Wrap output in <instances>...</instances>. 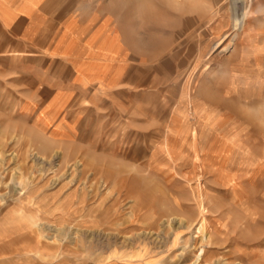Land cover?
Returning a JSON list of instances; mask_svg holds the SVG:
<instances>
[{
  "label": "rangeland",
  "instance_id": "rangeland-1",
  "mask_svg": "<svg viewBox=\"0 0 264 264\" xmlns=\"http://www.w3.org/2000/svg\"><path fill=\"white\" fill-rule=\"evenodd\" d=\"M75 18L83 40L105 26L113 86L53 109L70 67L0 55V264H264V0H75Z\"/></svg>",
  "mask_w": 264,
  "mask_h": 264
},
{
  "label": "crops",
  "instance_id": "crops-1",
  "mask_svg": "<svg viewBox=\"0 0 264 264\" xmlns=\"http://www.w3.org/2000/svg\"><path fill=\"white\" fill-rule=\"evenodd\" d=\"M77 22L75 0H0V55L13 59L27 54L28 48H45L73 72L70 84L52 90L53 109L61 99L78 94L82 84L101 81L106 87L113 86L108 83L109 77L119 72V59L103 55L97 48V38L108 33L105 26L92 29L83 40ZM123 53L120 45L117 54ZM90 77L93 79L89 81Z\"/></svg>",
  "mask_w": 264,
  "mask_h": 264
}]
</instances>
